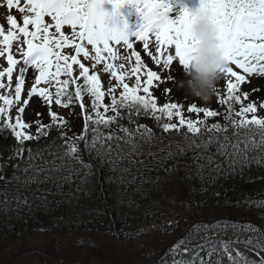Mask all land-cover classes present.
<instances>
[{
  "label": "trees",
  "instance_id": "obj_1",
  "mask_svg": "<svg viewBox=\"0 0 264 264\" xmlns=\"http://www.w3.org/2000/svg\"><path fill=\"white\" fill-rule=\"evenodd\" d=\"M126 119L130 130L140 120L135 115L129 120L128 114ZM181 133L167 132L169 138L181 137ZM88 136L90 142L91 129ZM228 136L231 141L217 142L214 133L199 135L196 143L213 141L201 147L184 139L183 149L189 155L180 160L176 150L166 141L158 142L153 134L147 142L135 137L133 151L126 142L127 133L122 132L116 141L104 144L99 157L90 147L81 146L77 163L64 155V133L55 128L38 142H25L20 158L13 151L21 145L10 131H2L0 174L5 179L0 180V242L41 235L66 243L79 237L82 244L97 236L123 240L160 218L166 204L173 206V199L183 196L192 209L188 226H217L215 237L206 234L202 241L182 244L185 224L181 223L173 241L148 264H243L217 236L264 239V146L249 133L254 148L248 146V159L241 162L232 149L238 138L229 132ZM227 154V160L219 161ZM23 169L29 170L27 176ZM13 177L15 181L10 182Z\"/></svg>",
  "mask_w": 264,
  "mask_h": 264
},
{
  "label": "snow or ice",
  "instance_id": "obj_2",
  "mask_svg": "<svg viewBox=\"0 0 264 264\" xmlns=\"http://www.w3.org/2000/svg\"><path fill=\"white\" fill-rule=\"evenodd\" d=\"M113 2L115 8L121 7L122 0H113ZM13 4L18 7L21 13L25 12V8L19 7V0H8L9 7ZM26 4L28 6L27 11L34 13V15L23 16V27H20L17 20L11 15L7 17V20L12 28L18 29L19 33L26 38L27 50L22 53L23 63L32 65L39 71V74L35 76V83L27 95L29 99L38 96L47 103L52 123L43 125L40 121H36L37 131L33 135L29 131L31 125L21 119L25 111L24 107L19 108L14 123L11 117L6 114L7 109L0 107V116L3 117L2 123H0V132L10 131L17 143L21 145L18 150L13 151V155L17 158L24 155L25 148L23 145L25 142H38L41 138H46L53 128L63 135V128L67 121L59 117L58 113L51 111V104L55 102L58 106L70 107L75 100L81 107L82 113H84L86 111L83 104L84 92L90 95L92 108V112L88 114L85 121L84 133L71 140V142L65 141L67 151L64 155L77 163L80 162L77 147H75L78 140L84 141L86 149L90 147L98 157L102 155L101 148L113 137L111 133L105 135L100 129L122 119L121 110L127 112L129 120L132 119L133 115L139 117L141 114L151 116L157 121L164 119L171 121L175 116L178 118L177 123L164 122L159 125L164 132H180L182 129H186L187 134L196 137L206 131L214 133L217 142L220 140L228 141L230 139L228 132L229 129H232L234 134L237 136L243 135L245 138V148L243 150L239 148V143L232 145L233 153L238 157H242L241 162L248 159L247 136L249 133L254 140L259 138L262 146H264V117L255 114L257 107L254 103L245 105L241 102V95L239 94L240 86L242 82H246L248 74L264 75V0H202L196 11L185 9L175 18L169 17V7L164 0H142L138 8L143 17V26L135 34L134 40L143 42L145 52L157 65L162 63L164 66H169L173 64L174 60L178 59L179 64L183 65V69L187 67L197 50V41L192 35V25L196 14L204 16L215 25L217 38L220 41L219 51L226 64V67L221 69L222 75L227 77V97L222 99L221 103H227L228 105V112L224 117L226 123L223 126L219 123L207 125L205 121L208 118L216 117L218 113L208 108L197 107L196 104H192L188 108V113H195L197 116L202 113L204 120H193L186 117L181 111V105L177 103H165L163 106L158 107L157 100L150 91V88L154 87V80L158 81L160 79L158 73L151 69H147L145 72L141 71L146 65L142 63L140 52L134 50L133 40H130L123 30L109 27V14L104 10L102 0H26ZM45 17H51L52 21L55 22L54 25L45 23ZM145 17H151L155 22L148 25L144 22ZM29 25L34 27V31H29ZM65 26L71 28V39L62 31ZM53 27L55 32L51 33L50 29ZM153 36L156 42L154 49L156 55L149 51L150 37ZM0 37H2L0 45L5 46L3 51H0V56L8 52L7 63L10 66L16 65L18 61L14 59L10 49L13 41L19 42L17 34L11 30L5 34L0 28ZM77 39L80 43L75 42ZM34 41L39 42L34 43ZM85 43L91 46L94 55L90 56L89 48L85 46ZM112 44L123 45L132 50V55L135 57V67L131 69V75H129L124 71H117L116 66L112 63L104 65V71L111 70V76L118 81L115 86L109 85L107 94L111 97V104L106 105L103 103L106 93L102 90L98 74L94 72L89 74V68L78 57L82 54L83 59H91L94 62L93 67L107 59L115 60L117 56L111 46ZM68 46H74L75 54L70 56L62 54L60 49ZM173 48L174 54L171 52ZM33 53L37 54L35 59H29ZM104 53L107 55H103ZM120 59L128 58L120 57ZM74 66H77L75 71H78V76L75 77L73 75ZM124 67V64L119 65L120 70H123ZM5 73H7L10 84L13 68L9 67L0 72V77H3ZM141 75L146 77L143 83ZM61 76L67 78L60 79ZM126 76L129 79H131V76H135V84L130 86L128 82H125ZM81 79L82 84H77L76 81ZM24 82L22 72L15 86V99L17 102H20ZM42 82L48 84L49 87L54 86L55 93L53 94L49 87H38ZM70 83L76 84L74 93L69 91ZM0 87H4V85L0 84ZM117 88H122L119 98L114 94ZM141 90L146 95H140ZM243 95L247 99L248 94L244 93ZM0 100H3L6 105L11 106L12 104V100L8 96H2ZM28 103V99L23 101L24 105ZM234 103L240 104L239 111H233ZM261 107L264 110V106ZM101 108L104 110L103 113L100 111ZM109 111L113 115H107ZM249 113H252L250 117L248 116ZM36 115L40 116L41 114L37 113ZM90 123L95 126L91 129L92 139L89 142L87 132ZM121 130L127 133L126 142L131 145L133 151L137 147L135 137L138 136L145 142L150 141L152 138L151 129L144 125H138L134 130L127 128ZM185 139H187V135ZM212 142L209 139L208 141L201 140L200 143H196V140L193 139L192 144L195 147H201ZM110 148L109 145V150ZM26 151L31 153L32 149L28 148ZM261 161L264 163V155L261 156ZM21 171L27 176L29 170L23 169ZM73 178L75 179V176ZM3 179H5V175L0 174V180ZM13 181H15V177L10 182ZM78 243L84 242L79 241ZM243 264H250V262L244 260ZM251 264H255V262H251ZM260 264H264V258H261Z\"/></svg>",
  "mask_w": 264,
  "mask_h": 264
},
{
  "label": "rangeland",
  "instance_id": "obj_3",
  "mask_svg": "<svg viewBox=\"0 0 264 264\" xmlns=\"http://www.w3.org/2000/svg\"><path fill=\"white\" fill-rule=\"evenodd\" d=\"M175 1L176 0H171L170 2L169 0H164L165 4L169 7L168 15L170 18H175L183 11V9L177 7L180 0ZM141 2L142 0H122L121 7L117 9L115 8L113 0H102V6L109 14V27L123 30L128 38L133 40L134 50L140 52L142 63L146 65L141 71L145 72L147 69H151L158 73L160 79L158 81L154 80V87L150 88L153 97L157 100L158 107L163 106L165 103H177L181 105V111L186 117L193 120H204L205 118L202 113L199 114V116L195 113H188V108L192 104H196L197 107L208 108L218 113L216 117L208 118L205 121L207 125L210 126L211 124L219 123L223 126L226 123L224 117L228 112V105L227 103H221V100L226 99L227 97V77L222 76L218 85V90L209 102H202L195 97L186 95L183 90L176 85V81L180 79L183 74V65L179 64L178 59L174 60L173 64L169 66H164L162 63L157 65L145 52L143 42L134 40L135 35L131 32V23L134 22L136 18L138 20L142 19V21H139V23H141L140 29H142L143 26V17L138 11ZM19 7L25 8V12L21 13L15 4L9 7L8 0H0V28H2L5 34L10 30L15 32L19 41H13L10 49L14 59L18 61L16 65L10 66L7 63L6 57L8 52H5L3 56H0V72H3L9 67L13 68V75L10 84L7 73H5L3 77H0V84L4 85V87H0V97L8 96L12 100V104L9 106L6 105L3 100H0V107H5L7 109L6 114L11 117L13 123L17 117L19 108L24 107L25 111L23 112L21 119L23 122L31 125L29 131L35 135L37 131L36 121H40L43 125H50L52 121L49 117V107L47 103L38 96H33L29 99L27 95L28 91L35 83V76L39 74V71L34 66L25 65L23 63L22 53L27 50V44L25 42L26 38L23 34L19 33L18 29L12 28L7 20V17L11 15L17 20L20 27L24 26L23 16H31L32 13L27 11L28 6L26 0H19ZM45 23L54 25L55 22L52 21L51 17H45ZM28 27L29 31H34L32 25H29ZM62 31H64L69 39L72 38L70 26L63 27ZM50 32H55L54 27L50 29ZM0 39H2V37H0ZM150 41L149 51H152L153 55H156L154 51L156 47L154 36L150 37ZM35 42L39 41H34V43ZM75 42L80 43L78 39ZM85 46L89 48L90 56L94 55V50L91 46L86 45V43ZM111 46L116 52L117 59H107L97 64L95 67H93L94 62L91 59H83L82 54L78 57L81 59V62L85 63L89 68V74H92L93 72L98 74L102 84V90L106 93L103 100V103L106 105L111 104V97L107 94L109 85L111 84L112 86H115L118 81L111 76V70L108 72L104 71V65L106 63H112L116 66L117 71H124L129 75H131V69L135 67V57L132 55V50L127 49L123 45L117 46L112 44ZM4 47L5 46L0 45V51H3ZM60 51L62 54L69 56L75 54L74 46L62 48ZM171 52L174 54V48ZM36 55V53H33L29 59H35ZM103 55L106 56L107 54L104 53ZM120 57H127L128 59H120ZM120 64H124L125 67L123 70L119 69ZM76 67L77 66H74V77L78 76V71H75ZM233 68L236 70L235 66H233ZM22 72L25 82L22 86L20 102H17L15 99V86L18 83ZM66 78V76L60 77V79ZM145 79L146 77L141 75L142 83ZM125 82H128L130 86L134 85L135 76H131V79L126 76ZM38 87H49V85L42 82ZM49 90L53 94L55 93L54 86L49 87ZM120 91H122V88H117L114 93L118 98ZM244 93L248 94L247 99L244 98ZM139 94L146 95L142 90ZM239 94L241 95V102L245 105L247 103H254L257 107V112L255 114L264 117V110H262L261 107L264 106V75L256 73L248 74L246 76V82H242L240 86ZM25 99L29 100L27 105L23 104ZM83 104L86 109L84 113H82L81 107L78 103H75L70 107L58 106L55 102L51 104V111L58 113L59 117L67 121L63 128V147L66 150V140L71 142V140L84 133L85 121L88 114L92 112L91 97L89 94L84 97ZM239 109L240 104L234 103L233 111H239ZM100 111L103 113V108H101ZM37 113H40L41 115L37 116ZM121 114L123 118L119 124H115L111 128L101 127L100 129L102 133H111L113 137L112 139L115 141L118 139L119 135L122 134L123 131L121 129L128 128L129 124L126 119L127 112L121 110ZM107 115H113V113L109 111ZM251 115L252 113L248 114L249 117ZM93 118L95 117L93 116ZM140 119L141 121L139 122V125H144L150 128L153 136L156 137L158 142L166 141V143L170 145L171 150H176V156H178L180 160L187 158L186 156L189 155V151H184L183 149H186L184 139L186 135L187 139H191L194 136L187 134L186 129H183L185 130V134L181 137L176 136L177 138H169L167 132H164L159 126L164 122L177 123V117L173 116L171 121L166 119L157 121L151 116H145L142 114ZM2 120L3 117L0 116V123H2ZM89 126L94 127L95 125L90 123ZM90 129L92 128H89L87 137H89L88 134L90 133ZM229 133L238 138L239 148L244 149V136H237L232 129H229ZM208 134L212 136L213 133L205 131L202 132L201 135L207 136ZM247 143L248 146L254 148L252 145L254 142L250 137H247ZM84 145H86L84 141L78 140L75 147H77L78 151L80 147ZM229 156L230 154L222 156L219 161L227 160ZM173 200L175 202L173 206H168L166 204L164 208L165 212L163 215L159 216L160 218L138 227L123 240L97 236L91 237L88 244H82L78 243L81 241L79 237H77V240H71L66 243L60 241L56 236L45 238L42 235L38 237H27L21 240H2L0 242V264H148L163 251L167 243L173 241L174 235L176 236L175 231L181 226V223L185 224V227L183 228L185 233L183 234L182 244L202 241L203 239H206V234L214 236V230L217 226L210 225V227H204V229L201 226H188V221L186 220L188 219V212L192 211V209L189 204L184 201L183 196H179L178 199ZM161 217L163 218L161 219ZM224 222H226V220H224L223 223ZM230 222L231 221H229V224ZM217 237L225 243V246L228 247L229 250L234 252L237 259L243 262L244 260H247L250 264L251 262L260 264L261 258H264V239L262 238L256 236L238 238L232 234L227 235V233L218 234Z\"/></svg>",
  "mask_w": 264,
  "mask_h": 264
},
{
  "label": "clouds",
  "instance_id": "obj_4",
  "mask_svg": "<svg viewBox=\"0 0 264 264\" xmlns=\"http://www.w3.org/2000/svg\"><path fill=\"white\" fill-rule=\"evenodd\" d=\"M144 22L152 25L155 21L151 17H145ZM192 35L197 41V50L183 69L182 77L176 81V85L186 95L209 102L218 90L223 76L221 69L226 64L219 51L220 41L216 27L209 19L196 14Z\"/></svg>",
  "mask_w": 264,
  "mask_h": 264
},
{
  "label": "bare ground",
  "instance_id": "obj_5",
  "mask_svg": "<svg viewBox=\"0 0 264 264\" xmlns=\"http://www.w3.org/2000/svg\"><path fill=\"white\" fill-rule=\"evenodd\" d=\"M183 4H185V6H187V7H189V10L190 11H196L198 8H199V5H196V6H192V1L191 0H184V2L183 1H181L180 2V6L182 7L183 6ZM135 24H136V26L139 28L140 26H139V22H138V20H136V22H135ZM139 30H136V33L138 32Z\"/></svg>",
  "mask_w": 264,
  "mask_h": 264
}]
</instances>
